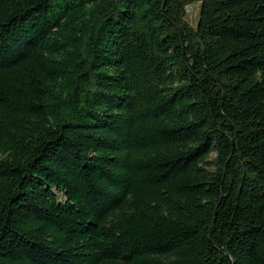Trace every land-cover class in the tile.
Masks as SVG:
<instances>
[{
    "label": "trees",
    "instance_id": "trees-1",
    "mask_svg": "<svg viewBox=\"0 0 264 264\" xmlns=\"http://www.w3.org/2000/svg\"><path fill=\"white\" fill-rule=\"evenodd\" d=\"M0 264H264V0H0Z\"/></svg>",
    "mask_w": 264,
    "mask_h": 264
},
{
    "label": "rangeland",
    "instance_id": "rangeland-1",
    "mask_svg": "<svg viewBox=\"0 0 264 264\" xmlns=\"http://www.w3.org/2000/svg\"><path fill=\"white\" fill-rule=\"evenodd\" d=\"M199 11H200V4L198 2H195L191 5H188L185 10V20L191 27H195L198 23L199 19ZM211 157H214L212 155Z\"/></svg>",
    "mask_w": 264,
    "mask_h": 264
}]
</instances>
